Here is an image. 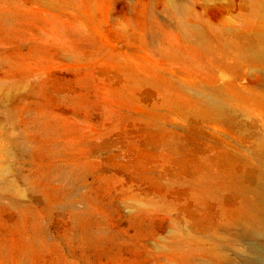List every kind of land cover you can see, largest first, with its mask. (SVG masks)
<instances>
[{"label":"rangeland","instance_id":"374dc122","mask_svg":"<svg viewBox=\"0 0 264 264\" xmlns=\"http://www.w3.org/2000/svg\"><path fill=\"white\" fill-rule=\"evenodd\" d=\"M257 12L0 0V264H264L239 215L264 178ZM212 92L223 114H191Z\"/></svg>","mask_w":264,"mask_h":264},{"label":"bare ground","instance_id":"6f19581e","mask_svg":"<svg viewBox=\"0 0 264 264\" xmlns=\"http://www.w3.org/2000/svg\"><path fill=\"white\" fill-rule=\"evenodd\" d=\"M257 15L260 19V22L264 24V12H257ZM190 31H192L199 37L204 36L202 27L198 21L191 22ZM255 31V34L250 37L260 40L259 46H261V48L252 49L251 55L254 59L261 60L262 58H264V28H259ZM224 109V99L222 95L217 92H212L204 96L199 106L191 107L189 110L191 114L199 117H220L223 114ZM261 157L264 158V155H262ZM254 190L256 195L258 196L259 201L252 206L250 204L245 205L243 208H241L239 215L243 218V220H245L247 225L254 232L264 234V178L258 182ZM219 256V254H215L210 258L204 259L203 264H220L221 262H218Z\"/></svg>","mask_w":264,"mask_h":264}]
</instances>
